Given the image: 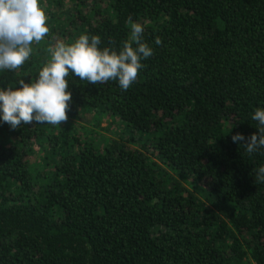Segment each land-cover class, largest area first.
<instances>
[{"label":"trees","instance_id":"16d2710c","mask_svg":"<svg viewBox=\"0 0 264 264\" xmlns=\"http://www.w3.org/2000/svg\"><path fill=\"white\" fill-rule=\"evenodd\" d=\"M40 2L49 33L0 87L34 81L58 40L118 50L129 19L154 52L127 91L69 75L61 125L0 123V264H264V149L243 145L264 108V0ZM90 113L120 139L79 136Z\"/></svg>","mask_w":264,"mask_h":264},{"label":"clouds","instance_id":"9594fccd","mask_svg":"<svg viewBox=\"0 0 264 264\" xmlns=\"http://www.w3.org/2000/svg\"><path fill=\"white\" fill-rule=\"evenodd\" d=\"M130 33L118 50L101 48L98 35H80L72 43L58 40L49 48L50 59L39 70L34 81L19 80L16 87H0V123L16 129L33 122L61 125L68 120L69 75L93 85L116 81L127 91L143 69V61L154 49L143 39L145 28L129 19ZM49 33L47 15L40 0H0V72L15 71L29 60L33 44ZM159 46L161 40L156 38ZM251 119L258 122V133L247 138L232 135V141H245L249 154L264 149V108H256ZM255 181L264 183V165L256 171Z\"/></svg>","mask_w":264,"mask_h":264},{"label":"rangeland","instance_id":"374dc122","mask_svg":"<svg viewBox=\"0 0 264 264\" xmlns=\"http://www.w3.org/2000/svg\"><path fill=\"white\" fill-rule=\"evenodd\" d=\"M71 124L76 126L79 136L100 145H105L109 140L121 137L120 124L107 114H86L77 122L71 121ZM32 159L36 161L37 157L34 155Z\"/></svg>","mask_w":264,"mask_h":264}]
</instances>
